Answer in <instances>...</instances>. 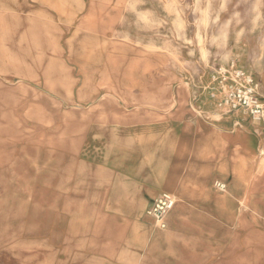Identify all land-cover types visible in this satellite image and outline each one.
<instances>
[{
  "label": "rangeland",
  "instance_id": "obj_1",
  "mask_svg": "<svg viewBox=\"0 0 264 264\" xmlns=\"http://www.w3.org/2000/svg\"><path fill=\"white\" fill-rule=\"evenodd\" d=\"M233 70L264 103V0H0V264L120 237L147 128L233 114Z\"/></svg>",
  "mask_w": 264,
  "mask_h": 264
},
{
  "label": "crops",
  "instance_id": "obj_2",
  "mask_svg": "<svg viewBox=\"0 0 264 264\" xmlns=\"http://www.w3.org/2000/svg\"><path fill=\"white\" fill-rule=\"evenodd\" d=\"M218 113L217 108L210 111L214 121L196 119L199 126L172 120L147 128L149 136L142 143L154 149L148 152L153 160L138 169L142 191L150 204L162 193L174 197L172 192H179L164 229L151 223L146 216L150 204L143 213L139 198L133 221L120 237L99 239L96 250L68 249L65 263L264 264L262 146L246 114ZM214 183L225 188L214 189ZM141 215L146 222H139ZM34 260L51 264L49 257Z\"/></svg>",
  "mask_w": 264,
  "mask_h": 264
},
{
  "label": "built area",
  "instance_id": "obj_3",
  "mask_svg": "<svg viewBox=\"0 0 264 264\" xmlns=\"http://www.w3.org/2000/svg\"><path fill=\"white\" fill-rule=\"evenodd\" d=\"M231 85L225 88L221 105L228 110V113L241 111L245 113L252 122H262L264 120V103L258 98L257 85L250 75L240 70L231 72ZM221 85L226 82V78L221 76L219 79ZM214 187L223 190L225 185L215 183ZM174 206V198L170 195L161 194L157 196L146 211V216L152 223L160 229H164L165 214Z\"/></svg>",
  "mask_w": 264,
  "mask_h": 264
},
{
  "label": "bare ground",
  "instance_id": "obj_4",
  "mask_svg": "<svg viewBox=\"0 0 264 264\" xmlns=\"http://www.w3.org/2000/svg\"><path fill=\"white\" fill-rule=\"evenodd\" d=\"M162 194H165V195H170V194H167V193H162ZM161 195V194H160ZM170 196H172V195H170ZM173 197V196H172ZM174 198V197H173ZM174 204H175V199H174ZM174 207V206H173ZM173 207H172V209H173ZM171 209V210H172ZM171 210H169L166 214H165V217H164V219H166V216H167V214L171 211ZM166 222V221H165Z\"/></svg>",
  "mask_w": 264,
  "mask_h": 264
}]
</instances>
